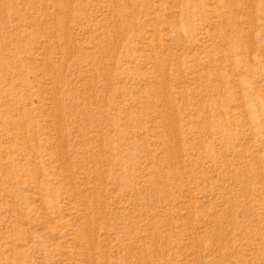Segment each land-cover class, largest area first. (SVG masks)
Here are the masks:
<instances>
[{
    "label": "rangeland",
    "instance_id": "374dc122",
    "mask_svg": "<svg viewBox=\"0 0 264 264\" xmlns=\"http://www.w3.org/2000/svg\"><path fill=\"white\" fill-rule=\"evenodd\" d=\"M0 264H264V0H0Z\"/></svg>",
    "mask_w": 264,
    "mask_h": 264
}]
</instances>
